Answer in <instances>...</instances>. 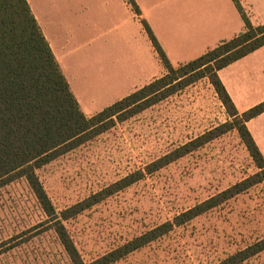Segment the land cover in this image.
Here are the masks:
<instances>
[{
  "label": "rangeland",
  "instance_id": "374dc122",
  "mask_svg": "<svg viewBox=\"0 0 264 264\" xmlns=\"http://www.w3.org/2000/svg\"><path fill=\"white\" fill-rule=\"evenodd\" d=\"M36 170L56 212L128 175L143 178L63 223L84 264L243 182L240 194L113 264H218L264 239V173L207 78ZM219 137L147 174L204 134ZM220 131V132H221ZM0 264H70L24 179L0 187ZM241 264H264V251Z\"/></svg>",
  "mask_w": 264,
  "mask_h": 264
},
{
  "label": "trees",
  "instance_id": "16d2710c",
  "mask_svg": "<svg viewBox=\"0 0 264 264\" xmlns=\"http://www.w3.org/2000/svg\"><path fill=\"white\" fill-rule=\"evenodd\" d=\"M136 14L133 0H127ZM245 31L219 44L200 58L172 68L150 29L144 30L165 69V75L109 106L92 118H85L70 94L54 57L33 18L26 0H0V187L24 179L47 218L49 229L59 241L70 264H84L63 223L106 198L140 181L137 172L89 198L56 212L36 176V170L167 99L182 88L207 78L231 117L239 118L238 133L245 147L264 173V159L245 128V123L264 112V102L238 115L217 72L264 46V25L253 27L236 0ZM214 129L156 160L144 170L154 173L223 134ZM264 180V179H263ZM239 183L141 236L134 238L90 264H113L125 256L182 226L240 194L251 185ZM264 251V239L218 264H241Z\"/></svg>",
  "mask_w": 264,
  "mask_h": 264
},
{
  "label": "crops",
  "instance_id": "0c3cea01",
  "mask_svg": "<svg viewBox=\"0 0 264 264\" xmlns=\"http://www.w3.org/2000/svg\"><path fill=\"white\" fill-rule=\"evenodd\" d=\"M253 27L264 0H236ZM70 94L89 119L162 78L145 23L172 68L245 31L233 0H26ZM238 115L264 102V46L217 72ZM264 159V112L245 123Z\"/></svg>",
  "mask_w": 264,
  "mask_h": 264
}]
</instances>
